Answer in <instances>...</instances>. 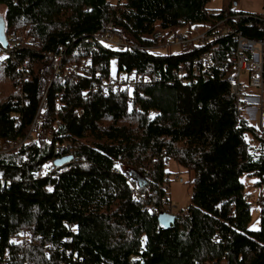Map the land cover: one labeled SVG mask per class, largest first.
Segmentation results:
<instances>
[{"label":"trees","instance_id":"16d2710c","mask_svg":"<svg viewBox=\"0 0 264 264\" xmlns=\"http://www.w3.org/2000/svg\"><path fill=\"white\" fill-rule=\"evenodd\" d=\"M227 1L213 11L212 0H0L4 33L34 40L0 65V264H264V192L255 211L241 181L255 176L264 190V133L238 114L225 81L193 76L199 46L147 49L239 13ZM108 24L143 49L97 41ZM48 52H63L59 76ZM82 61L89 68L74 71ZM130 79L132 89L121 84ZM45 93L39 132L11 149ZM170 161L193 175L190 204L174 223L164 212Z\"/></svg>","mask_w":264,"mask_h":264},{"label":"built area","instance_id":"2783aa9c","mask_svg":"<svg viewBox=\"0 0 264 264\" xmlns=\"http://www.w3.org/2000/svg\"><path fill=\"white\" fill-rule=\"evenodd\" d=\"M245 21V23H242ZM242 23V24H241ZM9 45L4 48L0 45V65L8 67L14 47L21 44L32 45L34 40L25 33L11 31L7 35ZM113 50L133 51L143 49L134 41H124L113 33L111 24L107 25L106 31L95 36ZM222 42L221 44H219ZM172 46L198 47L199 58L192 64L193 76L202 79H220L225 81L236 99L238 114L243 116L251 126L264 133V12L260 14L239 12L236 14L225 13L224 16L213 23L199 24L189 30L171 33L164 44L147 48L153 52L161 48L170 49ZM56 61L54 76H59L64 60L63 52H48L45 54ZM89 68L88 61H82L73 66V70H86ZM26 80L28 74L25 67L21 68ZM178 78L181 82L186 81L188 63L179 66ZM114 81V80H113ZM130 88L133 82L122 81ZM132 106L133 99H129ZM48 109L47 93L43 96L37 115L34 119L29 134L23 140L11 145V149L22 146L26 141L32 139L39 132L38 124L42 115ZM20 121V117L19 120ZM61 123L58 122L59 127ZM52 140V137H48ZM5 140L0 141L3 147ZM65 147H70L65 142ZM0 179H2L0 177ZM134 189L137 188L134 186ZM263 189L258 194H246L245 200L250 203V208L257 211L255 205L260 202ZM138 195V193H137ZM165 213H168L164 211ZM186 211L182 213L185 215ZM176 215L174 213H169ZM74 228V226H72ZM133 260L138 257L133 256Z\"/></svg>","mask_w":264,"mask_h":264},{"label":"rangeland","instance_id":"374dc122","mask_svg":"<svg viewBox=\"0 0 264 264\" xmlns=\"http://www.w3.org/2000/svg\"><path fill=\"white\" fill-rule=\"evenodd\" d=\"M109 1L112 4H117L119 3L120 0H109ZM235 1L237 2V5H233L232 10L236 12L254 13V14H260L264 12V0H235ZM224 8H228L227 0H212V2L209 5V9L213 11L222 10ZM5 13H6V8L4 6H0V17L2 16L4 17ZM182 50L183 48L180 46H172L170 49L161 48L156 51H153L152 53L158 55H166L168 53L179 54L182 52ZM115 64L116 62H113V67H115ZM113 80H115V77H113ZM120 81L121 84H123L122 80ZM130 82H133L134 84V81H132V79L129 80V83ZM140 82H142V80H140ZM132 88L133 85L130 87V89ZM129 99H132L131 95L128 96V101ZM58 122L61 123L60 121H56L55 123L56 126H58ZM247 139L255 147L258 146L259 143L253 140L251 136H248ZM167 171L169 173V179H170V182L166 184L170 197V203H171V206L169 207V211L170 213L179 215L184 213L190 204L192 188L190 186L189 181L192 180L193 175L188 174L181 166H179L174 161H170L168 163ZM241 181L245 184V193L258 194V188H256L255 185L257 178L255 176L245 174L242 176ZM250 228L252 230L259 229V213H256L254 211L252 212V222Z\"/></svg>","mask_w":264,"mask_h":264},{"label":"water","instance_id":"95a60500","mask_svg":"<svg viewBox=\"0 0 264 264\" xmlns=\"http://www.w3.org/2000/svg\"><path fill=\"white\" fill-rule=\"evenodd\" d=\"M5 19L4 17H0V45H2L4 48H7L9 45L7 34L4 33L3 27H4ZM166 214V219L169 221V223H174L176 220L175 215H171L169 213Z\"/></svg>","mask_w":264,"mask_h":264}]
</instances>
